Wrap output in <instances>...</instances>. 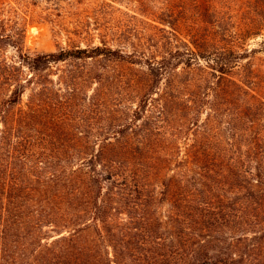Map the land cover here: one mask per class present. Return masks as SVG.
Instances as JSON below:
<instances>
[{"label": "rangeland", "instance_id": "obj_1", "mask_svg": "<svg viewBox=\"0 0 264 264\" xmlns=\"http://www.w3.org/2000/svg\"><path fill=\"white\" fill-rule=\"evenodd\" d=\"M11 34L31 54L109 45L125 56L51 64L45 74L64 89L51 96L68 111V132L28 128L41 135L36 141L144 140L176 163L141 191L105 188L103 221L84 211L90 204L83 197L69 207L70 190L38 192L41 201L20 208L23 225L6 230L0 219L4 264H54L45 249L73 234L72 259L98 254L105 264H264V0H0V45L12 56ZM191 48L200 59H192L198 54ZM233 55L239 58L228 73L210 76L212 90L204 79V67L213 70L207 60ZM155 57H167L171 74L149 70L146 60ZM144 93L166 94L164 116L163 101L154 99L148 113L136 110ZM211 146L218 167L232 165L231 183L209 171ZM14 160L7 172L38 178L55 170L38 155ZM189 160L203 175L181 173L178 166ZM46 192L56 194V204L44 200Z\"/></svg>", "mask_w": 264, "mask_h": 264}, {"label": "trees", "instance_id": "obj_2", "mask_svg": "<svg viewBox=\"0 0 264 264\" xmlns=\"http://www.w3.org/2000/svg\"><path fill=\"white\" fill-rule=\"evenodd\" d=\"M10 40L13 41L11 43L17 51L16 55H9L8 51L0 45V165L4 166V171L0 173V219L5 221L3 225L6 230L13 225L12 223L21 226L26 222V211L20 208L28 206L29 202L41 201L40 198H35L36 194L41 191L70 190L72 196L67 200L69 207L74 206L75 199L83 197L85 203L90 204V206H84V211L92 213L93 218L103 221L102 216L108 203V199L104 196L105 188L112 189L113 194H120L124 190L141 191L142 188H146V185L150 184L151 178L153 179L160 172L171 169V166L176 163L174 158L162 155L161 149L156 144L144 140L135 143L126 138L106 141L102 144L97 141L80 139L51 143H47L43 139L36 141V136L41 135L36 132L29 133L28 128L51 136L68 132L64 131L67 126L66 120L70 118L68 111L66 112L65 108L57 107L53 96H51L57 93L59 95V92H63L64 89L57 90L56 81L45 74L51 64L69 58L97 60L100 57L125 59V56L118 49L109 45L62 47L56 51L31 54L25 51L23 42L15 40V35L11 34ZM189 50H191V54H198L192 59H200L201 53H196V49L193 48ZM232 54H234L233 51ZM228 58L229 60H223L217 56L207 60L208 63H211L209 66L213 67V70L204 67L206 72L204 79L210 84L208 87L212 90L214 89L212 85L215 82H211L210 76L220 78L221 75H218L217 71L228 73L233 67V61L235 63L239 56L233 55L232 59ZM146 61L149 70L157 68L156 74L158 75H168L173 71L167 57L160 60L157 57L147 58ZM214 65H218V67ZM27 89L31 92L28 101H24ZM156 93L159 94V92ZM45 95L51 98L50 101L45 98ZM167 98L166 94L162 95V93L159 97L144 93L142 104L138 105L136 110L148 113L149 105L153 103L152 99H154L159 102L163 101V104L160 105L163 106L160 108V116H164ZM45 126L47 131L41 128ZM122 135L129 137L127 134ZM210 149L213 151L214 162L209 166V171L217 172L221 176L222 180L220 181L224 184L231 183L229 177L235 173L232 165L225 164L223 166L220 163L221 166L218 167L219 165L217 166L216 163L218 157L215 156L212 146L209 151ZM7 151L8 158H5ZM17 153L21 157L16 156ZM36 155L46 168L54 167L55 170H47L42 175H38V178H35L33 176L35 174L32 172H22L21 174L15 171H6L5 166L10 168L11 164L15 163L14 157L27 163L32 156ZM178 167L183 175L191 173L203 175V171L195 168L190 160ZM46 193L49 194L45 196L44 200L50 204H56V194L51 196L50 192ZM110 196L113 199L115 195ZM117 199L119 197L115 198V200ZM186 199L189 203L194 202V198L186 197ZM186 206L190 208L187 204ZM14 216L17 217L12 220ZM97 225L99 226L98 223ZM77 242L78 239L74 234L64 237L55 246L48 245V248L45 249L48 253L43 256L53 254L51 262L54 264H105V260L101 259L98 254L87 256L83 254L74 259L70 258L68 250L70 247L77 246ZM0 264L4 263L0 260Z\"/></svg>", "mask_w": 264, "mask_h": 264}]
</instances>
